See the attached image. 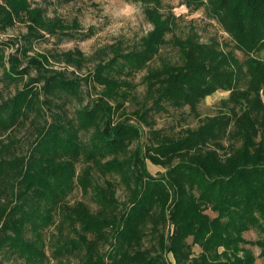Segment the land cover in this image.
<instances>
[{"label":"trees","instance_id":"16d2710c","mask_svg":"<svg viewBox=\"0 0 264 264\" xmlns=\"http://www.w3.org/2000/svg\"><path fill=\"white\" fill-rule=\"evenodd\" d=\"M125 1L141 4L152 29L138 46L112 45L91 58L95 66L86 81L101 92L88 103L80 79L51 71L48 56L6 58L0 42V81L16 85L8 98L0 89V254H13L22 264H66L64 258L76 253L81 264H255L256 256L243 245L246 232L264 233V60L255 57L264 52V0H188L196 10L207 8L243 59L216 39L175 38L181 64L148 72L144 80L154 103L135 115L151 126V110L161 111L164 104L194 110L220 90L230 92L222 103L233 105L231 113L210 117L177 138L153 130L142 158L121 159L141 136L136 125L115 119L131 94L129 79L147 68L176 26L174 14L162 12L161 0ZM18 16L28 23L25 41L43 38L42 31L66 30L60 21L51 26L28 0H0V29ZM67 58L77 67L85 62L80 51ZM91 129L89 140H82L81 132ZM24 130L31 140L26 152L19 137ZM230 138L241 146L228 149L224 142ZM146 161L167 170L153 176ZM80 163L84 168L78 171ZM94 171L119 175L129 191L127 203L118 201L113 182L95 186ZM77 187L84 194L94 190L97 211L68 201ZM56 215L63 222L59 236L67 224L74 237L57 241L50 258L43 232ZM146 227L157 246H144ZM105 245L110 250L102 253ZM257 245L264 260V240ZM192 246L201 249L196 257Z\"/></svg>","mask_w":264,"mask_h":264},{"label":"rangeland","instance_id":"374dc122","mask_svg":"<svg viewBox=\"0 0 264 264\" xmlns=\"http://www.w3.org/2000/svg\"><path fill=\"white\" fill-rule=\"evenodd\" d=\"M162 12L165 15L174 14L176 17V26L167 36L166 43L160 48L159 53L150 62L147 68L134 77H131L133 88L131 94L124 101V108L115 115L117 120H127L136 125L141 130L139 139L133 141L126 153L120 158L136 156L143 157L146 147L150 143L151 131L160 130L163 135L177 138L186 133L187 130H195L202 125L208 118L218 114H229L233 105L223 104L224 100L229 98V91H217L211 96L206 97L197 107L192 110L189 107L180 109L173 108L164 104L161 111L151 110L148 115V121L151 126L145 125L136 111L150 108L154 99L149 93L145 76L152 69L161 68L164 64H181L182 58L179 48L174 44L175 38L185 39L191 35L202 43H208L211 40H217L225 50H232L240 58L243 55L236 51L231 37L223 30L219 23L214 20L206 7L196 10L193 4L188 0H161ZM32 9L40 8L44 11L45 17L50 21L51 26L60 21L66 30L57 31L55 34H47L42 31L43 38L25 41L29 29L25 17L18 16L14 22L7 28L0 29V42L4 47L6 58L10 54H15L22 60H27L31 56H48L51 71L61 73L64 77L70 79L79 78L82 82L84 91L83 98L85 103L100 95L101 88L86 81L87 75L93 70L95 62L91 60L97 56L101 49L110 48L112 45H120L122 49L128 50L140 45L142 38L152 29L151 23L146 19L141 4L127 2L125 0H28ZM4 4V3H3ZM5 5V4H4ZM80 51L85 62L83 66L77 67L67 61V55ZM255 57L264 60V52L256 54ZM8 66V65H6ZM26 64L24 63L25 67ZM35 73V70L32 71ZM3 75V66L0 64V77ZM244 87V86H243ZM0 89L4 97L8 98L14 95L16 85L8 80L0 81ZM75 104L68 105L69 114L74 115ZM238 112L243 108L236 107ZM93 133V129L88 132H81V138L88 141ZM22 138L21 148L26 152L30 143L26 131L19 134ZM229 149L239 148L241 142L233 139H227L224 142ZM147 170L153 175L160 177L167 168L157 166L149 161ZM176 164V162L174 163ZM84 168V164H78V171ZM95 186L105 187V181L109 180L115 184L116 197L120 203H127L129 191L117 174H101L94 171L92 175ZM68 201L73 204L82 201L87 204L93 212L97 211L98 204L95 201L94 190L91 188L87 194H84L80 188H76L69 196ZM208 214H216L208 211ZM62 217L56 215L55 224L48 227L43 232L46 244V252L50 258L57 245V241H62L63 237H74L73 232L64 224L63 236H59V228L62 224ZM151 225V224H149ZM170 227L166 228V232ZM147 236L144 241L145 247L157 246V237L151 234L149 227H146ZM60 237V238H59ZM246 243L244 248L250 250L256 256L255 264H264V260L259 257L261 249L257 242L264 240V233L257 229H252L244 234ZM189 239V243H191ZM101 252L110 250L109 245L101 247ZM193 256H198L201 249L198 246H192ZM0 260L2 264H22L23 260L10 253H1ZM168 260L174 263L173 256L168 255ZM66 264H81L82 254L76 253L73 256L64 258ZM51 263L56 261L51 259Z\"/></svg>","mask_w":264,"mask_h":264}]
</instances>
